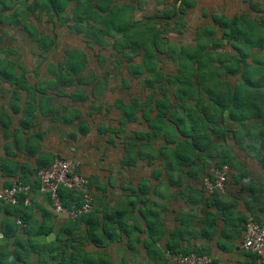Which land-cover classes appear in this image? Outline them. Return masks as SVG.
I'll return each mask as SVG.
<instances>
[{
    "label": "trees",
    "instance_id": "1",
    "mask_svg": "<svg viewBox=\"0 0 264 264\" xmlns=\"http://www.w3.org/2000/svg\"><path fill=\"white\" fill-rule=\"evenodd\" d=\"M14 1L0 0V23L7 21L9 24L13 23V25L18 26L21 22L20 28L23 29L21 31L25 32L29 39L36 43L39 55L42 58H45L55 47V33L53 31L51 37L39 25L28 21V17H34L40 21L41 15L46 12L48 22L52 24H56L57 19L65 23L64 18H70L73 21L70 25L71 29L77 34H87L94 45L104 46L106 40L112 38L111 46L116 52L123 53L126 49L124 47H128L132 54L138 48L143 49L141 63L139 65L132 64L129 72L134 76H138L141 72L147 73L143 84L148 90V95L143 102L138 97H133L129 102L118 100L117 106L120 111L115 112L116 127L115 130L111 131L113 135L106 136L107 143H114L115 138V147L120 149V151H117L121 156L118 158L117 155L115 167L118 171H127L125 172V174L127 173L124 177L125 180L120 183L119 188L122 191H119V198L114 205L107 201L98 202L90 212L74 219H64V223L59 227L53 225L46 227L40 224L35 228H30L28 220L31 216L30 204H10L0 200L5 214V218L1 222V229L6 238L13 240L15 249L12 250L11 255L14 262L21 261L23 264H27L22 261V255L34 252L37 254L36 261L38 264H47L49 260L64 259V251L71 248L72 251L68 257L69 264H78V262L73 261L74 258L78 259L77 253L83 256L84 264H99L98 262L104 258L99 252L100 249L106 250L109 243L115 242L116 239L122 236L127 237L130 232L139 229L140 226L138 225L127 226L129 219L136 222L134 215L137 212L138 217L147 226V236L143 245L148 257L155 264H159L156 259V256L159 255L160 263L166 264L164 250L156 246L159 235H164L166 231L165 223L159 216L155 219L147 216L149 211L153 213L150 215H159L156 211L151 210L146 197L150 188L149 182L156 178L159 171H148L147 173L150 176L146 178L143 176L144 168L141 164L145 156L150 167L154 164L155 158L164 152L171 157V161H166V165L172 169L176 167L179 169L178 180L174 182L180 183L181 173L186 169L184 173L187 176L200 180V186L197 190L199 196L202 197L200 200L206 207H216L207 211L204 208L203 218L197 226L198 222L194 220L191 225L187 224L191 215H185L180 220L179 227L170 230V238L166 243L165 250L209 255V248L204 245H193L189 241L200 237L204 240L211 239L218 228L220 220H225L226 224H231L236 228V231L237 226L235 224L244 229L248 215L254 216L259 222H263L260 217L255 215L253 208L249 206L250 214H247V216H236L229 209L226 211L225 204L221 203L223 194L218 190L208 193L202 185L201 177L203 175L196 174L199 168L202 169V172H206L205 166L208 158H210L217 166L227 163L229 167H234L240 171L243 180L246 183L249 182L254 193L257 189L256 184L258 185V183L254 182L249 176L247 167L234 165L228 157L218 160L211 154L212 149L218 146L220 138L225 135L223 129L225 120L237 122L240 125L239 130L233 133V137L236 143L243 148L242 142H246V140L238 137L236 133L243 134L244 137H251L253 134L250 131L241 132L247 120L251 118L253 121L259 122L264 119V30L251 18L249 11H243L232 16L212 14L210 17L211 25L205 27L206 33H217L219 41H213L215 45L221 44V47H228L231 51L225 50V53L215 56L214 53L207 51V44L199 43V41L192 48L181 46L179 52H176L178 55L176 59L178 68L175 70L177 72H174V70L164 73L158 67L155 68L152 61L154 54L164 53V49H162L164 44L161 42V46L159 43L160 38L157 27L145 23L146 28L134 35V31L130 32V27H138L141 22L137 20H133L131 23L128 22L124 16V7L115 5L113 0H25L28 1L26 16H22L20 10L15 8L13 16L9 17L7 12L11 6L10 2ZM183 1L187 6L189 5L187 1ZM70 2H74V4L70 6V13L65 17V11H67ZM185 6H181L180 3L176 9L181 13ZM19 13H21L20 16ZM163 14L164 19L171 20L178 13L164 11ZM257 23L264 24V18H258ZM260 32H263V34H260ZM1 38L2 35L0 34V42ZM223 41L226 43H223ZM128 54L126 53L127 57L130 58ZM174 54L175 52L172 57ZM222 55H225V57H222ZM86 60L87 57L83 51L71 48L65 49L63 57L58 63L49 68L53 77L40 84L30 83L23 73L16 75L10 63L0 58V81H6L10 84L11 99L10 113L0 111V123L8 127L13 114L21 112L20 124L23 128L28 129L34 125L35 114L33 112H36V114L41 112L40 114L44 116H47V113L50 112V115L52 114L51 119L54 121L72 124L77 120L76 130L71 131L74 134L86 135L90 132V126L86 124L83 117H80V111L75 103L87 101L90 94L85 93L80 88L66 91L67 88L72 86L78 87L88 83L90 75L83 74L86 68ZM220 78H223V80ZM232 78L239 79V81H231ZM53 88L54 93L51 92ZM203 94L207 96L208 107L197 110L200 106L199 103L203 101L201 99ZM52 96H55V98L50 100L58 101L56 97L67 98V102L63 106L65 107L63 108L65 109L64 112L59 113L58 107L53 111L51 108L52 102L49 101ZM192 98L195 99L196 104L185 107L183 113L179 115L177 106L186 105V99L191 100ZM19 100H22L25 104L21 106ZM96 111L100 112L101 107H96ZM151 111H155L156 119L167 117L169 123L166 125L156 124V129L149 124L150 128L145 130H131L128 132L131 129L129 127L131 123L136 122L139 116L145 119L149 118ZM263 127L264 124L255 126V130L263 131ZM100 131L110 130L108 128L100 129ZM160 134L164 136V146L159 147V153L154 154L151 140L157 138ZM35 136L40 138L41 134H35ZM27 142L29 143L28 138L22 141V144ZM29 147L30 145L27 146V148ZM252 148H255L253 144ZM49 159L40 157L36 161V166L32 168L28 167L27 163H17L13 167L10 165V158H7V160L1 158L0 169H7L6 171L10 175H15L18 171L19 180L16 181L30 185L32 193L35 188L39 187L36 186V184H39V180L37 179L35 183V180H30L29 174L36 173L38 167L48 164ZM174 164H176L175 167ZM81 166L82 163L78 172L80 171L79 173L89 179L94 206V198L102 199L98 195L94 197V190L90 181L96 178L95 175H91L87 171L84 172ZM137 176H140V178L138 179ZM230 176H232V173H230ZM228 179L229 177H227V182ZM238 180L237 176L233 175L230 184H237ZM11 183L12 181H7L5 186H10ZM102 188L104 189V187ZM186 189L189 190L188 195H190L197 188L190 183ZM30 194L20 193L19 198L30 197ZM59 194L65 206L81 202L79 194L64 187H60ZM255 198L256 196H253L252 201ZM215 210H220V212ZM43 213L44 218H46V210ZM17 219H20L24 226L19 227ZM42 232H53L55 239L47 243H40L33 239V235ZM136 239L141 240L140 237H136ZM183 241H187L185 245L182 244ZM134 242L135 240L129 241L128 246L132 247ZM85 244L91 245L92 248L87 250ZM217 247L224 248L219 243H217ZM96 249L98 250L97 254ZM245 252L250 253L254 263H256L255 254L250 251ZM8 253H0V264H10V261L4 255L2 256V254ZM91 254L98 257L97 262L92 259ZM103 261V264H112L110 255L104 258ZM214 262L215 259H212L211 264Z\"/></svg>",
    "mask_w": 264,
    "mask_h": 264
},
{
    "label": "rangeland",
    "instance_id": "2",
    "mask_svg": "<svg viewBox=\"0 0 264 264\" xmlns=\"http://www.w3.org/2000/svg\"><path fill=\"white\" fill-rule=\"evenodd\" d=\"M185 1L188 2V6L183 0H113L115 5L124 7V16L128 22L131 23L133 20L141 22L138 27H130V32L134 31V35H137L146 28L144 26L145 23L157 27L158 36L160 38L159 43L161 46V42L164 44V48H162L164 49V53L158 52L156 55L154 54L152 61L155 68L158 67V69L164 73L174 71L178 68L176 65V59L178 56L177 53L180 50L179 47L181 46L192 48V46L199 41V43L207 44V47L209 48H207V51L214 53L215 56H220L221 53H225V50L231 51L228 47H221V44H214L213 41H219L217 33L205 32V27L211 25L210 17L212 14L232 16L248 10L251 18H253L256 24H259L260 28L264 30V24L257 23V19L264 18V15L256 13L258 12L257 9L264 10V0ZM180 3L181 6L186 5L181 13L176 9ZM27 4L28 1L25 0H15L12 3L10 2L11 6L7 12L9 13L8 16H13L15 8L20 10L22 16H26ZM73 4L74 2L69 3L67 11H65V17L66 15H69L70 6ZM164 11L170 13L175 11L178 14L175 17H172L171 20H166L163 16ZM21 13H19V16ZM41 16L40 21L36 20L34 17H28V21L39 25L41 29L48 32V35L51 37L53 31L55 33L56 45L45 56V58H42L39 55L36 43L29 39L25 32L21 31L23 30L20 28L22 25L21 22L18 26H15L13 23L9 24L7 21L0 23V34L2 35L0 42V58H2L3 61H8L10 63L11 68L14 69L13 72L16 75L23 73L25 74L26 80L30 83L36 82L41 84L46 79L53 77L49 68L58 63L63 57L65 49H79L85 53L87 60L83 74L86 76L90 75V77H88V83L82 84L78 87L72 86L67 88L66 91L69 92L80 88L84 90L85 93L87 92V94H90V98L87 101L75 103L80 111V117H83L86 124L90 126V132L86 135L74 134V132L70 133V130H76L77 120L72 124H61L59 121H53L51 119V114V122L49 125H46L48 131L44 132L45 139L49 145L53 143L56 146L57 143L61 142L63 148L67 147L70 149V147H74L76 152L79 151L78 153H80L79 157L82 160L84 172L87 171V173L95 175L96 178L95 180L90 181L94 190V197L98 195L102 198L101 200L94 198L93 207H95L98 202L105 201L111 202V205H114L120 194V188L117 191V186L120 187V183L122 182L121 180L117 181L116 177L123 176L121 174L125 175V172L127 171H118L115 167V159L118 155L117 150L120 151V149L115 147V138L114 143H107L106 136L113 135L111 131L115 130V112L117 113L120 111L117 106L119 99L129 102L133 97H138L140 101L143 102L148 95V90L143 84L144 77L147 73L141 72L138 76H134L129 72L132 64L139 65L141 63L143 49L138 48L132 54L128 47H124L126 49L123 53L116 52L111 46L113 41L112 38L106 40L107 42L104 46L94 45L93 42L89 40L87 34H77L71 29L70 25L73 21L70 18H64L65 23L57 19L56 24H52L48 22L46 12H43ZM173 19L174 21H172ZM260 34H263V32H260ZM223 43L226 42L223 41ZM174 52L175 54L172 57ZM126 53H129L128 55L130 58L127 57ZM222 57H225V55H222ZM174 72H177V70ZM220 79L223 80V78ZM234 80L239 81V79L236 78H232L231 81ZM9 86V83L0 86V93L5 98V101L0 100V106L5 109L6 113H10V104L7 100ZM51 92L54 93V88L51 89ZM54 98L55 96L49 98V101L52 102L51 108L53 111L58 107L59 113L64 112L65 109L63 108L65 107L63 106L67 102V98L56 97L58 101L50 100ZM201 99L203 101L199 103L200 106L197 110H202L203 108L208 107L206 102L207 96L203 94ZM23 104H25V102H23ZM195 104V99H186V105L177 106L179 108V113H183L185 107H188L189 105L194 106ZM96 107H101V111L97 112ZM151 112L155 113V111ZM56 114L58 113L56 112ZM13 117L15 122H18L21 115L13 114ZM140 121H142V119H138L136 122L131 123L129 127L133 129L134 125ZM229 124L231 125V129L230 132L227 133V137L233 142L232 146L239 149L229 161L234 165H242L243 167H246L247 163L242 159L244 152L242 149L252 151L254 149L251 147V143L255 146L256 143H261L262 137L264 139V127L263 131L255 130V126L264 124V119L259 122L253 121L251 118L247 120L245 126L241 129V132L245 133V131H250L253 134L251 137H244L243 134L239 135L238 132L236 133L238 137H244L248 141L242 142L244 146L243 148L232 139L233 133L236 130H239L240 125L237 124V122L231 121V123H226V126L229 127ZM41 125L45 124L42 123ZM108 128L110 131H100V129L104 130ZM130 130H128V132ZM255 132L258 133V138L255 137ZM207 165L209 166L206 172L203 173V176L206 175V173H210L211 169L217 166L212 159L207 162ZM232 169H234V167L230 166L229 179L226 183L223 194L227 195V192L230 191L231 194L236 197L239 195V185L243 182V177H241L240 171L237 170L238 174L235 176L239 179L238 183L230 184L232 179L230 173L233 171ZM203 176L201 177V180ZM102 187H104V189ZM47 203L51 204L49 201H47ZM188 214V212H181L180 216L184 218L185 215ZM192 220L191 216L189 218V223ZM127 222L128 227H132V225L135 224L131 219ZM189 223L187 221V224ZM134 233H136V231H134ZM107 252L109 253V251Z\"/></svg>",
    "mask_w": 264,
    "mask_h": 264
},
{
    "label": "crops",
    "instance_id": "3",
    "mask_svg": "<svg viewBox=\"0 0 264 264\" xmlns=\"http://www.w3.org/2000/svg\"><path fill=\"white\" fill-rule=\"evenodd\" d=\"M248 11V10H246ZM258 14L264 15L263 9H257ZM8 82L6 81H0V86L7 85ZM23 95V94H22ZM23 98V97H22ZM0 100H4V96L0 93ZM8 103L10 104V86L8 88V97H7ZM19 104L23 106L22 100H19ZM0 111L5 112V109L0 106ZM179 113V110H177ZM21 113V112H20ZM18 113V114H20ZM36 114V112H33L34 115V125L31 126L28 129H25L21 126L20 121L22 118V113L20 114L21 117L19 118L18 122H15L14 117L12 116L11 123L8 125V127L2 125L0 123V159L7 160V158H10V165L15 167L17 163H27L28 167H35L36 161L40 157H44L49 159V162H51V159H54L56 155L65 156V157H71V156H78V152H76L74 147H70V149L63 148V145L61 142L57 143L55 146L53 143L50 145L46 142L45 139V133L48 131V127L46 125H49L50 120V112L47 113V116H44L42 114ZM16 114V115H18ZM181 113H179L180 115ZM155 113H150L149 118L145 119L139 116V119H142L139 123H136L133 127V130H145L149 127V124L152 125V128L156 129V124L160 125H166L169 123L168 118H161L156 119ZM54 121V120H53ZM45 125H41V124ZM226 123H231L229 120H225L223 122V129L225 131V135L220 138V142L218 143V146L212 149L211 154L216 159H223L224 157H227L230 159L234 153L239 150L237 147H233V142L227 137V133L230 132V124L229 127L226 126ZM40 124V125H39ZM65 124V123H61ZM65 129V128H64ZM56 130V129H55ZM54 130V131H55ZM130 130V131H131ZM53 131V132H54ZM51 132V133H53ZM72 132L71 130L69 131ZM35 134H41V137H36ZM78 136V135H77ZM80 137V136H79ZM164 136H158L157 138H154L151 140L152 143V152L154 154L159 153V147L164 146L163 141ZM183 138L182 136H180ZM179 137V139H180ZM255 137H259L258 133L256 132ZM29 143L22 144V141L27 140ZM244 138V137H243ZM232 139L235 140V138L232 135ZM246 140V139H245ZM261 143H256L254 150L249 151L246 149H242L243 157L246 164V167L248 168V174L252 178V180L256 184V191L255 193L252 191L251 185L246 183L244 181L239 185V195L233 196L230 191L227 192V195L223 194L222 201L225 204L226 211L229 209L232 214L236 216H247L249 213V207L253 208V211L255 215L260 217V219L264 222V144H263V137L261 138ZM246 142H248L246 140ZM47 143V144H46ZM18 144V145H17ZM30 145L29 148L27 146ZM252 147V143H251ZM150 149L149 147H147ZM151 151V150H150ZM168 153L164 152L162 155H158V157L155 158L154 164H152L150 167L147 164V160L145 159V156L143 158V161L141 162L144 173L143 176L148 178V171L150 170H156L159 171L158 175L155 179H152L149 182V190L146 194V197L148 198V205H150L152 211H156L159 215H150L153 214L149 211V214L147 216L154 217V219L159 216L163 219L166 231L164 232V235H159L158 240L156 242V246L161 247V250L163 249L165 251V246L170 238V230L176 229L179 227L180 220L183 218L180 216L181 212H188L191 214L192 219L194 221H197L196 224L199 225V221L203 218V210H211L215 209L216 207L210 208L209 206H205L204 203L200 200L202 197L199 196L198 193V187L200 186V180L198 178H191L190 176H187L183 170L181 173V180L180 183H175L174 181L178 180L179 176V169L176 167L175 169H172L168 165H166V161L170 160L171 157L167 156ZM81 156V155H80ZM121 156V154H118V158ZM254 156V157H253ZM53 157V158H52ZM145 159V160H144ZM211 160L208 158V161ZM48 162V163H49ZM83 164V163H82ZM45 165V164H44ZM176 164H174V167ZM209 165L205 166V169L208 168ZM82 169L83 165L81 166ZM179 167V166H178ZM15 169V168H14ZM7 169H0V186H5L6 182H13L17 179L19 180V173L15 175H10ZM233 175H237L238 171L234 168L232 169ZM204 171L202 172V169H197L196 174H199L200 176L203 175ZM236 173V174H235ZM127 174V173H126ZM125 174V175H126ZM123 176L119 177L117 176V181H124V174H121ZM198 175V176H199ZM30 180H35V183L37 182L36 173L29 174ZM139 179L140 176H137ZM192 184L195 188H197L194 193L191 192L190 195H188L189 190L186 189L189 184ZM36 186H39V184H36ZM0 187V188H1ZM242 188V189H241ZM244 188V189H243ZM38 188H35L32 193L30 194V218H28L30 223V228H35L36 226H39L40 224L48 227L50 225L59 227L64 223V219L57 217V215L53 212L51 204H48L47 201H49L47 195L39 192L37 190ZM186 189V192L184 194V190ZM119 190V187L117 186V191ZM120 191H122L120 189ZM254 194V195H253ZM137 196V195H136ZM253 196H256L255 200L252 201ZM138 198V197H134ZM50 202V201H49ZM220 203V204H221ZM3 204L0 203V253H8V254H2L4 257L10 261V264H23L21 261L14 262L12 259L11 252L13 249H15V246L13 244V240L6 238L1 229V222L5 218V214L2 210ZM44 210H46L45 215L47 216L44 218ZM53 213H52V212ZM217 212H220V210H215ZM156 213V214H157ZM226 214V213H225ZM135 218L136 222L132 226H140L139 229L137 228L136 233H134V230L129 233L127 237L122 236L119 239H116L115 242L109 243L107 250L100 249L99 252L101 256L106 258L107 256H111L112 264H155V262L148 257L146 253V249L144 248L143 242L146 238V230L147 226L145 222L138 217V213L135 212ZM133 218V219H135ZM27 220V221H28ZM193 220L189 223V225L192 224ZM129 221V220H128ZM133 221V220H132ZM128 223V222H127ZM235 224V223H232ZM237 226L236 228L233 227L231 224H226L225 220H220L218 228L211 239L204 240L201 237L196 239H191L189 242H191L193 245H204L207 248H209V254L215 259V262L213 264H256L254 263V259L252 258V255L250 253L245 252L243 249H241L240 244L243 236L244 229L242 227H239L238 224H235ZM128 226V224H127ZM191 227V226H190ZM51 233V232H49ZM52 234H54L52 232ZM20 235V234H19ZM55 235V234H54ZM136 237H140V241L136 239ZM184 237H186L184 235ZM24 239V238H22ZM55 239V238H54ZM53 239V240H54ZM135 240L132 247L128 246V242ZM52 241V240H51ZM187 241H183L182 244L185 245ZM217 243L222 245L224 248L217 247ZM87 250H90L92 247L91 245H84ZM72 249H66L64 251V259L60 260H49L47 264H69L68 257L71 253ZM96 254L98 253V250L96 249ZM109 251V253L107 252ZM78 254V259L74 258V262H78V264H84L83 256ZM164 254V252H163ZM92 255V254H91ZM23 262H26L27 264H38L37 263V254L34 252H30L28 254H23ZM103 258V260H104ZM92 259L97 262L98 257L95 255H92ZM91 259V261H93ZM156 259L160 263V256H156ZM100 260L98 262L99 264H103L104 261Z\"/></svg>",
    "mask_w": 264,
    "mask_h": 264
},
{
    "label": "built area",
    "instance_id": "4",
    "mask_svg": "<svg viewBox=\"0 0 264 264\" xmlns=\"http://www.w3.org/2000/svg\"><path fill=\"white\" fill-rule=\"evenodd\" d=\"M81 161L76 156H56L49 164L38 168L36 178L39 180V191L47 194L51 206L60 218L74 219L93 209V195L89 187V179L79 173ZM230 167L222 163L211 169L208 175L202 179V185L208 193L219 191L223 193ZM60 187H64L81 197L79 204L65 206L59 194ZM20 193H31L30 185L13 181L10 186L0 188V200L10 204H30V198H19ZM19 227L24 226L20 219H17ZM241 249L250 251L256 256V264H264V222L257 221L254 216L248 215L244 224L243 236L240 244ZM167 264H211L212 257L207 254L196 252H172L165 251Z\"/></svg>",
    "mask_w": 264,
    "mask_h": 264
},
{
    "label": "water",
    "instance_id": "5",
    "mask_svg": "<svg viewBox=\"0 0 264 264\" xmlns=\"http://www.w3.org/2000/svg\"><path fill=\"white\" fill-rule=\"evenodd\" d=\"M33 239L39 241L40 243L50 242L55 238V235L52 233L42 232L32 236Z\"/></svg>",
    "mask_w": 264,
    "mask_h": 264
},
{
    "label": "clouds",
    "instance_id": "6",
    "mask_svg": "<svg viewBox=\"0 0 264 264\" xmlns=\"http://www.w3.org/2000/svg\"><path fill=\"white\" fill-rule=\"evenodd\" d=\"M74 156V155H73ZM77 158H79L78 156H76ZM80 159V158H79ZM53 161V160H52ZM51 161V162H52ZM80 161H81V159H80ZM51 162H49V163H51ZM48 163V164H49ZM81 163H82V161H81ZM41 167V166H40ZM39 168V167H38ZM38 170V169H37ZM37 173V172H36ZM209 174V173H208ZM208 174H206V175H208ZM205 176V175H204ZM203 176V177H204ZM203 179V178H202ZM12 184V183H11ZM2 187H4V186H2ZM39 188V187H38ZM221 193V192H220ZM224 193V192H223ZM223 193H221V194H223ZM44 194V193H43ZM45 195H47V194H45ZM47 197H49L48 195H47ZM49 200H50V198H49ZM30 203H31V201H30ZM52 207V206H51ZM52 210H53V208H52ZM56 214V213H55ZM57 217H59V216H57ZM63 219H66V218H63ZM166 251V250H165ZM165 251H164V258H165ZM165 262H166V259H165ZM167 264V263H166Z\"/></svg>",
    "mask_w": 264,
    "mask_h": 264
}]
</instances>
